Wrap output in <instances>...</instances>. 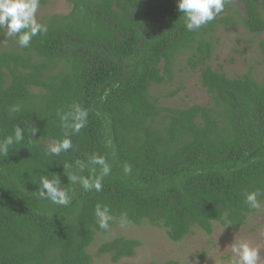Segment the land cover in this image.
I'll return each mask as SVG.
<instances>
[{
  "label": "trees",
  "instance_id": "obj_1",
  "mask_svg": "<svg viewBox=\"0 0 264 264\" xmlns=\"http://www.w3.org/2000/svg\"><path fill=\"white\" fill-rule=\"evenodd\" d=\"M64 1L70 12L38 21L48 31L28 47L0 28V140L16 125L26 132L0 157V264H91L95 236L120 224L121 214L126 226L149 223L174 243L197 229L211 236L214 224L243 227L260 210L245 204L246 192L260 189L264 207V80L251 72L228 78L209 62L218 26L238 24L233 4H242L240 24L248 33L264 34L258 0H225L214 20L192 31L177 0ZM260 48L264 53V41ZM181 58L199 73L205 106L165 108L151 94L170 86ZM73 104L88 110L86 126L71 135L72 149L49 155L48 145L64 138L57 112ZM12 106L20 112L11 113ZM30 127L38 129L34 141ZM92 155L111 168L99 192L64 175L65 164L76 169L80 160L87 165L83 175L98 176L100 167L88 163ZM56 175L69 192L67 206L39 197L40 177ZM97 204L113 217L107 231L98 226ZM137 246L118 237L96 255L119 264Z\"/></svg>",
  "mask_w": 264,
  "mask_h": 264
},
{
  "label": "rangeland",
  "instance_id": "obj_2",
  "mask_svg": "<svg viewBox=\"0 0 264 264\" xmlns=\"http://www.w3.org/2000/svg\"><path fill=\"white\" fill-rule=\"evenodd\" d=\"M45 1V4L40 3L37 10V22L52 15H67L72 8L64 0ZM258 4L264 17V0H258ZM230 15L238 24L233 27L218 26L213 35L217 42L209 66L228 78L251 72L255 80L261 82L264 80V53H261L260 43L264 41V34H250L240 24V20L246 15L241 3L233 4ZM5 44L8 43L4 42V46H7ZM181 87L183 90L175 97H164ZM151 94L159 97L162 107L172 109H184L191 105L205 106L209 102L206 90L200 85L199 73L187 69L183 58L174 70V81L170 86L154 87ZM118 237L139 243L134 250V256L123 259L119 264H234L239 258L232 251V246L242 241L260 248V264H264V207L261 205L260 210L250 216L239 229L214 224L211 236L198 229L192 230L179 243L172 242L163 229L146 222L140 226L123 228L117 224L106 235L95 236L88 249L92 257L91 264H112L109 256H97L96 251L101 244Z\"/></svg>",
  "mask_w": 264,
  "mask_h": 264
},
{
  "label": "clouds",
  "instance_id": "obj_3",
  "mask_svg": "<svg viewBox=\"0 0 264 264\" xmlns=\"http://www.w3.org/2000/svg\"><path fill=\"white\" fill-rule=\"evenodd\" d=\"M225 0H177V10L184 14L185 28L188 31L199 29L201 26L211 22L215 17L224 10ZM40 6V0H0V28L6 30L9 37L18 36V44L21 47H28L30 41L37 34H44L48 31L46 24L37 22L36 14ZM19 106H12L11 113L20 112ZM57 115L60 120L61 127L64 129V138L58 141H52L48 145V154L59 156L61 153L72 149L73 144L71 135L79 133L86 126L88 119V110L79 104H73L68 112L58 110ZM38 129L30 127L27 135L30 139L34 137ZM25 129L16 125L13 134L0 140V157H7L10 148L13 145L20 144L25 140ZM33 140V139H32ZM34 141V140H33ZM76 169L73 165L65 164L64 175L68 181L73 184L78 183L84 191L95 190L97 192L102 189V180L109 175L111 168L105 158L98 155L88 157V163L100 167L98 176H85L83 170L87 165L77 160ZM127 175L131 172V168L125 165L123 168ZM39 197L49 200L53 204L67 206L71 202L69 192L61 187L60 178L56 175L53 179L47 176L40 177V188L38 190ZM262 195L260 189L246 192L244 202L250 209H259L261 204L258 199ZM95 217L100 229L109 230L110 221L113 220L109 214L107 206L97 204L94 210ZM129 221L126 214H121L120 227H125ZM232 251L238 256V261L234 264H260V248L250 245L246 241L239 242L232 246Z\"/></svg>",
  "mask_w": 264,
  "mask_h": 264
}]
</instances>
